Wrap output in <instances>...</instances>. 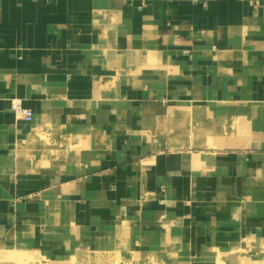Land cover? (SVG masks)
Masks as SVG:
<instances>
[{
  "label": "crops",
  "instance_id": "obj_1",
  "mask_svg": "<svg viewBox=\"0 0 264 264\" xmlns=\"http://www.w3.org/2000/svg\"><path fill=\"white\" fill-rule=\"evenodd\" d=\"M84 249L264 264V0H0V263Z\"/></svg>",
  "mask_w": 264,
  "mask_h": 264
},
{
  "label": "rangeland",
  "instance_id": "obj_2",
  "mask_svg": "<svg viewBox=\"0 0 264 264\" xmlns=\"http://www.w3.org/2000/svg\"><path fill=\"white\" fill-rule=\"evenodd\" d=\"M1 253H17L26 256L21 257L19 261H9L4 264H171V261H165V258L156 261V257L149 256L146 262L141 263L133 256L130 258V254L92 251L90 249L79 250L75 254L64 258L50 256L37 250H9L1 251ZM169 259H172V257L170 256Z\"/></svg>",
  "mask_w": 264,
  "mask_h": 264
},
{
  "label": "built area",
  "instance_id": "obj_3",
  "mask_svg": "<svg viewBox=\"0 0 264 264\" xmlns=\"http://www.w3.org/2000/svg\"><path fill=\"white\" fill-rule=\"evenodd\" d=\"M195 2L198 0H194ZM204 3L207 0H203ZM11 109L18 119H22L25 121H32L34 117V112L31 107L26 106L23 99L21 97H13L11 98Z\"/></svg>",
  "mask_w": 264,
  "mask_h": 264
}]
</instances>
